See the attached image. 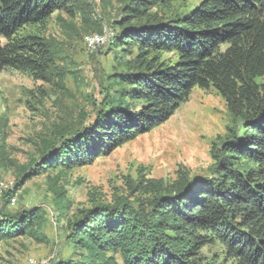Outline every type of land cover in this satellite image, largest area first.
Returning a JSON list of instances; mask_svg holds the SVG:
<instances>
[{
	"label": "trees",
	"instance_id": "16d2710c",
	"mask_svg": "<svg viewBox=\"0 0 264 264\" xmlns=\"http://www.w3.org/2000/svg\"><path fill=\"white\" fill-rule=\"evenodd\" d=\"M80 1L0 0V70L49 82L56 55L46 27ZM177 1L124 5L109 49L126 63L110 74L105 108L52 144L21 183L111 154L168 121L196 87L217 90L237 124L215 147L209 176L140 174L126 194L80 211L52 264H264V0H200L174 19L154 11ZM44 221L40 209L2 208L0 241L37 237Z\"/></svg>",
	"mask_w": 264,
	"mask_h": 264
},
{
	"label": "rangeland",
	"instance_id": "374dc122",
	"mask_svg": "<svg viewBox=\"0 0 264 264\" xmlns=\"http://www.w3.org/2000/svg\"><path fill=\"white\" fill-rule=\"evenodd\" d=\"M128 1L81 0L74 16L53 14L44 33L56 55V73L49 82L0 70V209L12 214L40 209L45 215L37 237L0 241V264H52L67 251L69 222L94 203L126 194L128 178L143 174L168 181L179 170L196 178L209 176L215 147L237 124L217 90L196 87L168 121L111 154L72 170L49 168L21 183L24 172L34 162L29 171L37 168L52 144L92 124L105 108L110 74L125 68V60L109 47L118 29L114 22ZM199 2L180 0L154 11L174 19ZM96 35L104 36V42L91 48L87 38Z\"/></svg>",
	"mask_w": 264,
	"mask_h": 264
},
{
	"label": "built area",
	"instance_id": "2783aa9c",
	"mask_svg": "<svg viewBox=\"0 0 264 264\" xmlns=\"http://www.w3.org/2000/svg\"><path fill=\"white\" fill-rule=\"evenodd\" d=\"M104 42V36L101 35H96V36H91L87 38V44L89 47L94 48L97 45H100ZM15 202V199L13 203ZM28 264H37L34 260H31ZM47 264V263H45Z\"/></svg>",
	"mask_w": 264,
	"mask_h": 264
}]
</instances>
